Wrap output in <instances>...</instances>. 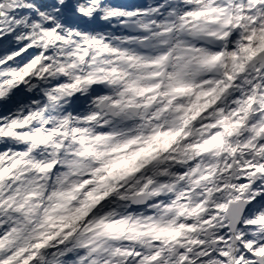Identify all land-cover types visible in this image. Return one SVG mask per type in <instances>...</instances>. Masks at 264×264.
<instances>
[{
  "label": "bare ground",
  "instance_id": "1",
  "mask_svg": "<svg viewBox=\"0 0 264 264\" xmlns=\"http://www.w3.org/2000/svg\"><path fill=\"white\" fill-rule=\"evenodd\" d=\"M238 55H239V57H241V53L240 52H239ZM237 62H238L237 59L236 60L233 59V61L231 62V64H233V66H235L237 64ZM33 70L38 71V69L35 68V67H33ZM181 86L183 87L184 85H181ZM167 131H168V133L171 132L170 130H167ZM142 142H143L144 147L146 149H143V148L137 149L136 156H138V158H139L138 161L139 162H141V160L146 159L147 157H149L150 154L156 153L157 150H158V147H159V140L158 139H155L154 137H151L150 139H144V140H142ZM155 143H157V148H154L155 147ZM125 158H127V157H126V155L124 153H122V152L117 153L116 156H115V158L108 164L109 167H107L106 169H103L102 172L104 174L108 175V176H114V174H116V172H118L119 170H121V166H122ZM103 183H104V181H103ZM97 186H98L99 189H101V190L103 189V185H101L100 183H97ZM28 202H29V204L32 203V202H30V200ZM71 210H72V208H71ZM18 214L21 215V213H18ZM70 214L71 213H68V215H70ZM76 214L77 213L72 210V214H71L72 216L71 217L73 218L74 215H76ZM63 217H65V216H63ZM55 223H56V221L54 220L53 224H55ZM46 225H47V223H46ZM46 228L51 229V226H49V224H48L46 226ZM120 232H121V230H117V234H119ZM95 238L96 237H94L93 239H95ZM22 255H23V253L19 254L18 258L20 259L21 257H23ZM96 258L98 259L99 257L97 256Z\"/></svg>",
  "mask_w": 264,
  "mask_h": 264
},
{
  "label": "rangeland",
  "instance_id": "2",
  "mask_svg": "<svg viewBox=\"0 0 264 264\" xmlns=\"http://www.w3.org/2000/svg\"><path fill=\"white\" fill-rule=\"evenodd\" d=\"M2 6H3V4H1L0 5V14L2 15V14H4V10H2ZM0 21H1V19H0ZM10 29V28H9ZM9 29H8V31H9ZM263 31H264V25H263V27L261 28ZM48 30V29H47ZM262 30H261V33H262ZM8 33V32H7ZM30 38H33V36L31 37V36H29ZM19 71H21V70H19ZM19 71H17L16 70V68H12L11 69V72H6V73H8V76H10V75H12V74H14V75H17L18 73H19ZM4 73V72H3ZM8 76H5L4 77V82H3V85H5L6 83H7V81H9L8 80ZM0 85H2L1 84V80H0ZM27 196V195H26ZM64 202V201H63ZM55 203V202H54ZM54 203L51 205V207H50V215H48V217H46V219H48L49 218V216H51L52 214H55L56 212V210H57V207L56 206H54ZM61 204H63L62 203V201H61ZM19 205H21V201H19L18 202V204H17V206H19ZM60 205V204H59ZM59 216H57V218H56V224H58V225H60V223L59 222H61V221H63L64 220V218L62 219V217L60 218H58ZM45 219V220H46ZM45 222V221H44ZM42 224H44V223H42ZM58 225H56L55 227L57 228V226ZM54 232V229H53V231L51 232V233H53ZM50 233V234H51ZM6 234H5V236L3 237V240H2V244L0 245V250L1 249H5V248H7L8 246H9V239L7 238L6 239ZM4 240H6V241H4ZM22 241V240H21ZM21 244V246H19L18 248L19 249H21V248H24L25 249V246H24V244L23 243H20ZM16 256L14 257V255L13 254H10V255H5V257H3V259L2 260H0V264H22L23 263V261L25 260V259H22L21 261H17L16 260Z\"/></svg>",
  "mask_w": 264,
  "mask_h": 264
}]
</instances>
